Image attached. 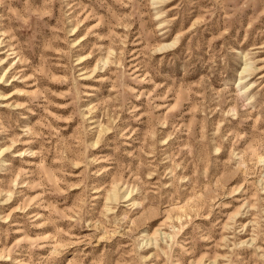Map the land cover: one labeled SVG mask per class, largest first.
Segmentation results:
<instances>
[{"label": "rangeland", "instance_id": "obj_1", "mask_svg": "<svg viewBox=\"0 0 264 264\" xmlns=\"http://www.w3.org/2000/svg\"><path fill=\"white\" fill-rule=\"evenodd\" d=\"M0 264H264V0H0Z\"/></svg>", "mask_w": 264, "mask_h": 264}, {"label": "bare ground", "instance_id": "obj_2", "mask_svg": "<svg viewBox=\"0 0 264 264\" xmlns=\"http://www.w3.org/2000/svg\"><path fill=\"white\" fill-rule=\"evenodd\" d=\"M246 70V68H244V71Z\"/></svg>", "mask_w": 264, "mask_h": 264}]
</instances>
